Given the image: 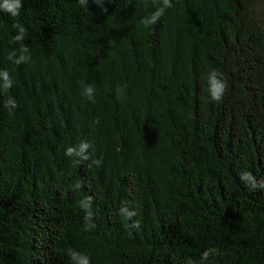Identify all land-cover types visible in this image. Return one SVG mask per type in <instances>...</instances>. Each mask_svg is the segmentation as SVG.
<instances>
[{"label":"trees","instance_id":"trees-1","mask_svg":"<svg viewBox=\"0 0 264 264\" xmlns=\"http://www.w3.org/2000/svg\"><path fill=\"white\" fill-rule=\"evenodd\" d=\"M170 3L0 9V264H264V0Z\"/></svg>","mask_w":264,"mask_h":264},{"label":"clouds","instance_id":"clouds-1","mask_svg":"<svg viewBox=\"0 0 264 264\" xmlns=\"http://www.w3.org/2000/svg\"><path fill=\"white\" fill-rule=\"evenodd\" d=\"M81 4H85L86 0H80ZM164 5L166 7H170L171 3L170 0H164ZM22 7L21 5V0H4L3 4H0V9H3L4 11L10 12L13 16H16L19 14V9ZM162 14V12L158 11L156 14L153 15V17L151 18V23H155V21L159 18V16ZM14 26H18V25H14ZM20 32L21 35L17 36L16 39L20 40L23 38V33H24V29L21 27L20 28ZM24 58L21 57V60H23ZM20 61H17V63H19ZM0 76L3 77V80L5 81L4 83V87L5 88H10L12 86V81L9 77V74L7 73V71L0 73ZM222 76V73H219L217 70H212L210 75H209V92H210V96L211 99L213 101H221L223 98V95L225 93V91L227 90V82L222 80L220 77ZM93 92V89L91 86H89L87 88V95L89 97H91ZM8 104L15 107V103L14 101H8ZM88 144L87 143H82L80 144V148L81 150H86L88 148ZM74 151V149H72L71 147L68 148L66 150V155H71V153ZM241 179L244 181H251V185L253 188L256 187H260V188H264V181H261L259 183V185L256 184V180L255 178L251 175V173H244L241 175ZM124 214H126L129 218L131 216H133L135 213L134 212H127L126 209H122L121 210ZM136 227H138V223L135 224ZM211 251H214L212 249L206 251L203 253V259L206 260L209 256V253ZM70 255H72L73 259L76 258L77 253H70ZM80 264H89V260L87 257H83L80 256Z\"/></svg>","mask_w":264,"mask_h":264}]
</instances>
